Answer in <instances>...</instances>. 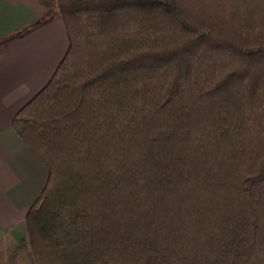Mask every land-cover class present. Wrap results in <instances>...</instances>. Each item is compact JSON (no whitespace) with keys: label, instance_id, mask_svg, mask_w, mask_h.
Segmentation results:
<instances>
[{"label":"trees","instance_id":"16d2710c","mask_svg":"<svg viewBox=\"0 0 264 264\" xmlns=\"http://www.w3.org/2000/svg\"><path fill=\"white\" fill-rule=\"evenodd\" d=\"M56 3L11 122L48 175L0 264H264V0Z\"/></svg>","mask_w":264,"mask_h":264},{"label":"crops","instance_id":"0c3cea01","mask_svg":"<svg viewBox=\"0 0 264 264\" xmlns=\"http://www.w3.org/2000/svg\"><path fill=\"white\" fill-rule=\"evenodd\" d=\"M55 0H0V233L25 236L28 207L48 175L12 128L16 111L48 81L68 47Z\"/></svg>","mask_w":264,"mask_h":264},{"label":"rangeland","instance_id":"374dc122","mask_svg":"<svg viewBox=\"0 0 264 264\" xmlns=\"http://www.w3.org/2000/svg\"><path fill=\"white\" fill-rule=\"evenodd\" d=\"M55 2H56V0H55ZM57 4V3H56ZM2 237V233H0V238ZM15 237V236H14ZM16 239H18L17 237H16Z\"/></svg>","mask_w":264,"mask_h":264}]
</instances>
